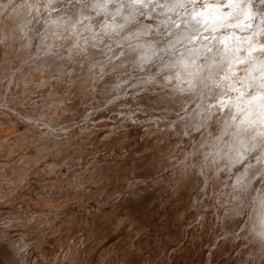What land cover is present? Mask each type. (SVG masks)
Masks as SVG:
<instances>
[{
	"label": "clouds",
	"instance_id": "obj_1",
	"mask_svg": "<svg viewBox=\"0 0 264 264\" xmlns=\"http://www.w3.org/2000/svg\"><path fill=\"white\" fill-rule=\"evenodd\" d=\"M0 264H264V0H0Z\"/></svg>",
	"mask_w": 264,
	"mask_h": 264
}]
</instances>
